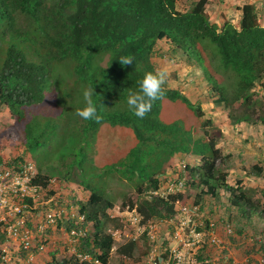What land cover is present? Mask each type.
Wrapping results in <instances>:
<instances>
[{
	"label": "trees",
	"instance_id": "trees-1",
	"mask_svg": "<svg viewBox=\"0 0 264 264\" xmlns=\"http://www.w3.org/2000/svg\"><path fill=\"white\" fill-rule=\"evenodd\" d=\"M176 2L0 0V106L8 111L23 147L21 154L12 159L4 160L0 155V168H20L28 162L24 158L28 149L46 151L49 145H55L54 151L70 160L66 170L77 172L74 184L88 193L86 201L75 200L76 218L82 217L76 228H85L76 252L89 256L91 262H78L72 257L57 260L52 254L49 264H93L94 260L107 264L112 240L104 233V221L114 222L105 212L112 208L113 200L106 188L108 180L122 177L131 183L136 195L155 189L162 183L163 165L176 153L191 151L198 157L196 166L184 167L189 179L185 185L205 188L197 198L214 197L216 189L222 188L230 193L233 205L241 208L248 204L241 192L234 194L224 183L226 174L215 170L221 151L205 130L211 122L203 119L198 104H191L166 83L164 96L153 102L145 118L139 119L128 110V93L139 89L146 71L154 70L151 59L157 55L156 44L163 42L172 52H180L188 66L200 71L215 95L212 99L216 105L231 108L234 102L240 103L239 114H228L232 123L264 125V112L252 120L258 109L264 110V103L259 105L253 100L251 92L255 87H264V25L259 23L254 6L243 4L238 8L240 16L233 27L223 19L215 23L208 18L205 0L191 1L179 10ZM125 55L132 57L133 63L121 66L118 60ZM223 76L233 79L232 89L220 79ZM91 85L97 95V110L104 117L100 123L75 115L76 109L83 106L82 90ZM163 100L181 101L199 120L201 134L196 139L182 123L162 118ZM114 128L120 129L125 157L110 166L111 170L98 171L95 178L93 160L103 157L101 141ZM195 141L203 147L193 146ZM114 144H106L108 154L115 150ZM39 167H35L29 182L42 191L48 187L52 173L42 175ZM67 175L63 178L70 182ZM47 194L52 198L55 192ZM54 199L55 204L63 203L60 197ZM125 202L122 207L132 206V200ZM184 203V193L166 200L142 199L137 202V211L144 220H163L174 215L176 204ZM87 225L91 226L89 231ZM63 226L66 230L72 227L71 219ZM136 244L128 242L117 253L130 257ZM221 257L228 259L224 251ZM193 259L196 264H211L206 245Z\"/></svg>",
	"mask_w": 264,
	"mask_h": 264
},
{
	"label": "rangeland",
	"instance_id": "rangeland-1",
	"mask_svg": "<svg viewBox=\"0 0 264 264\" xmlns=\"http://www.w3.org/2000/svg\"><path fill=\"white\" fill-rule=\"evenodd\" d=\"M191 1L196 0H177V10L184 8ZM205 1L204 13L215 23H217L218 19H223L235 27L240 16L238 8L243 4H252L257 12L259 23L264 25V0ZM156 48L157 55L151 59L154 69L167 68L170 76L175 77L177 81L173 83V80L169 77L167 82L173 87L182 88L183 94L191 104L200 106L203 112V119H208L211 122L209 126H204L205 130L213 136L215 148L221 151L219 160L215 162V170L226 174L224 183L233 189L234 194H237V191L241 192L242 196L248 199V204L239 208L231 203L230 193L222 188L216 189L214 197L201 195L200 198H197L200 190L204 192V186L184 184L183 192L186 195V203L193 204V202H197L203 223L214 222V233L219 243L216 246H206V255L211 264H225L228 262L229 264H264V125L259 122L255 124L232 123L231 119L228 118V114L233 116L239 114V102H234L231 108H223L220 105H216L214 99H212L215 95L210 92V86L204 81L196 67L188 66L180 52H172L163 42H158ZM220 79L224 81V84L228 85L229 89H232L233 79L230 76H223ZM251 92L253 100L258 102L259 105L264 103V87H255ZM262 112L264 110L258 109L252 116V120H255L257 116H261ZM161 114L162 118L168 120V122L175 120L189 128L193 139H196L201 134L199 120L181 101L169 102L163 100L161 102ZM12 124L13 120L6 108L0 106V155L4 160L12 159L18 154L20 155L23 150ZM104 128L106 127H102L100 132ZM113 130L114 132H109L108 136H104L101 141V146L104 145L102 150L103 157L93 160L94 172H96L95 178L98 171L111 170L110 166H114L125 157L122 148V136L119 134L120 129L114 128ZM118 143L119 146H117ZM106 144H114L115 150L113 149V152L108 154V146ZM192 145L203 147L197 141ZM53 147L56 146L49 145L45 149L46 151L28 149L24 158L33 165L34 170L40 164V174L47 175L52 173L48 187L40 191L38 202H45V200L51 198L47 192L53 190L55 192L53 197H60L63 201L62 204L60 202L56 204L54 211H61L72 222H76L75 200L86 201L88 193L85 191L79 192L80 189L78 187V191L75 192L70 189L71 185L73 188L76 186L74 183L76 182L75 175L77 172L66 170L70 160L66 155H61L60 151H54ZM51 152L55 153L51 154ZM189 154L198 158L194 152L190 151ZM95 157L98 158V156ZM104 161L106 162L105 164H103ZM195 163L193 162L192 166H196ZM162 170L160 182L164 183L178 176L179 179L184 178L186 182L189 180L187 170L185 172L182 169V162L177 161L175 163V159L170 161V163L164 164ZM67 173V178L71 179V183L63 178ZM89 176L92 177V174ZM194 178L193 176L195 181L196 178ZM236 182H239V184ZM236 186L237 188H235ZM106 188L113 199L112 208L105 211L108 215H114L115 209L121 203L135 198L136 193L131 183H127L122 177L108 180ZM54 201L56 203L55 199ZM68 202L72 203V205L66 204ZM62 221L59 223L57 221L56 230L49 235L50 238L47 240L49 243L46 247L49 256L53 254V257L57 260L69 258L72 255L71 247L75 251L78 247V243L68 242L64 235L66 231L63 226L65 220ZM110 225V222L104 221V230ZM90 229L91 226L87 225V230L89 231ZM113 246L115 249L109 252L107 264H142V257L148 250V245L143 240L134 246L130 257L117 253L120 246L116 243ZM222 251L226 252L227 260L221 257ZM48 259L49 257H45L43 254V264H49L47 263ZM187 264L196 263L194 259H191Z\"/></svg>",
	"mask_w": 264,
	"mask_h": 264
},
{
	"label": "built area",
	"instance_id": "built-area-1",
	"mask_svg": "<svg viewBox=\"0 0 264 264\" xmlns=\"http://www.w3.org/2000/svg\"><path fill=\"white\" fill-rule=\"evenodd\" d=\"M15 168H0V264H43V254L49 257L47 240L56 230L57 221L68 222L70 218H60L66 214L54 211L56 204L53 198L38 202L41 189L29 182L35 175L30 162ZM178 177L158 184L155 189L135 194L132 206L120 205L114 215L107 214L114 221L104 230L112 240L110 251L115 249V243L123 246L143 240L148 250L142 257V264H187L201 246L219 243L214 233V222L203 223L202 214L195 204H176L174 215L163 220H144L137 211V202L142 199L166 200L170 195L183 194L186 181ZM76 221L64 233L69 243H77L85 234V228H76L82 217H77ZM71 254L69 258L78 262H91L89 256L79 254L73 247ZM93 264L99 263L94 260Z\"/></svg>",
	"mask_w": 264,
	"mask_h": 264
},
{
	"label": "clouds",
	"instance_id": "clouds-1",
	"mask_svg": "<svg viewBox=\"0 0 264 264\" xmlns=\"http://www.w3.org/2000/svg\"><path fill=\"white\" fill-rule=\"evenodd\" d=\"M118 61L121 66L131 65L133 58L125 55L121 56ZM169 76L168 69L164 67L144 73L143 78L139 82V89L137 91H130L127 96V107L132 115L139 119L145 118L151 111L153 102L164 96V86ZM94 97H97V95L94 93L92 85L84 88L82 90L83 106L76 109L75 115L85 121L100 123L104 117L98 112L97 101ZM49 262L50 257L47 263Z\"/></svg>",
	"mask_w": 264,
	"mask_h": 264
},
{
	"label": "crops",
	"instance_id": "crops-1",
	"mask_svg": "<svg viewBox=\"0 0 264 264\" xmlns=\"http://www.w3.org/2000/svg\"><path fill=\"white\" fill-rule=\"evenodd\" d=\"M175 82H177V81H173V83H175ZM168 83V82H167ZM168 85L170 86V87H172V88H174V89H178L182 94H183V91H182V88H176V87H173L172 85H170L169 83H168ZM175 159V163L177 162V161H179V162H182V165H183V163H184V165H186V167H193L192 166V163L194 162L195 163V161H198V158H196V157H192V155L191 154H181V153H176V154H174L167 162L168 163H170V161H173ZM194 159H196V160H194ZM194 165V164H193ZM68 185H69V187H70V184L68 183ZM71 190H73L74 192L75 191H78L77 190V186H75L74 188H73V186L71 185V188H70ZM80 189V188H79ZM79 192H81V189H80V191Z\"/></svg>",
	"mask_w": 264,
	"mask_h": 264
}]
</instances>
